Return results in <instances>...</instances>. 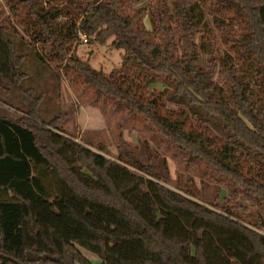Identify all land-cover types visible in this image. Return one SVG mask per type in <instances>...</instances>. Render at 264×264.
Here are the masks:
<instances>
[{"label":"trees","instance_id":"16d2710c","mask_svg":"<svg viewBox=\"0 0 264 264\" xmlns=\"http://www.w3.org/2000/svg\"><path fill=\"white\" fill-rule=\"evenodd\" d=\"M133 1L21 2L35 42L65 51L83 33L100 44L113 37L146 85L171 87L169 100L185 106L162 113L69 58L98 95L142 113L188 165L218 173L228 196L212 203L167 186L138 161L77 140L58 117L44 121L22 67L27 49L43 65L46 52L16 44L0 24V85L29 108L16 120L0 115V264H264V0H153L151 29ZM212 24L231 51L221 52Z\"/></svg>","mask_w":264,"mask_h":264},{"label":"rangeland","instance_id":"374dc122","mask_svg":"<svg viewBox=\"0 0 264 264\" xmlns=\"http://www.w3.org/2000/svg\"><path fill=\"white\" fill-rule=\"evenodd\" d=\"M40 1L47 5L46 0ZM152 2H132L133 8L144 10L143 21L149 29L152 28ZM13 5L15 9L9 0H0V24L9 28L16 44H36V49L46 52L44 54L48 59L46 65H43L34 54L35 51L29 48L22 67L28 75L25 86L36 89L37 94L43 98L41 116L44 121L58 117L56 123L62 130L110 158L122 157L130 163L138 161L167 186L177 190L191 189L198 198L208 202H223L229 189L218 173L205 163L188 165L185 154L175 149L142 113L112 96L98 95L95 87L86 82L76 63L69 58L86 62L105 78L128 86L144 103L153 100L155 108L162 113H171L173 109L185 106L184 103L169 100L171 87L162 80L146 85L142 81L144 70L135 65L125 66L126 52L112 46L113 37L105 44L95 42L93 38L86 43L75 39L65 51L59 50L57 46L52 50L50 41L35 42L30 34L34 23L30 15H27L28 6L21 1L13 2ZM64 19L61 17L59 20ZM212 27L217 32L221 52L231 51L228 36H223L213 24ZM241 49L236 46V50ZM239 55L236 60L241 65L246 58L240 55L239 59ZM203 58L207 59V55ZM28 109L21 97L0 85L1 116L16 120L26 117ZM83 253L92 261H100L97 255L87 250H83Z\"/></svg>","mask_w":264,"mask_h":264},{"label":"built area","instance_id":"2783aa9c","mask_svg":"<svg viewBox=\"0 0 264 264\" xmlns=\"http://www.w3.org/2000/svg\"><path fill=\"white\" fill-rule=\"evenodd\" d=\"M81 41L83 42V43H86V42H88V40H89V36L87 35V34H81Z\"/></svg>","mask_w":264,"mask_h":264},{"label":"water","instance_id":"95a60500","mask_svg":"<svg viewBox=\"0 0 264 264\" xmlns=\"http://www.w3.org/2000/svg\"><path fill=\"white\" fill-rule=\"evenodd\" d=\"M21 1H26V0H21Z\"/></svg>","mask_w":264,"mask_h":264}]
</instances>
